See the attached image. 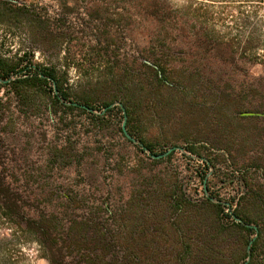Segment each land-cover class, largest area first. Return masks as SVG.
<instances>
[{
	"label": "trees",
	"instance_id": "1",
	"mask_svg": "<svg viewBox=\"0 0 264 264\" xmlns=\"http://www.w3.org/2000/svg\"><path fill=\"white\" fill-rule=\"evenodd\" d=\"M76 1L51 11L0 0V27L25 17L32 45L45 53L63 48L60 68L35 65L28 52L0 57V93L23 112L48 93L51 113L86 114L99 133L116 125L120 145L52 148L44 167L76 177L48 199L29 179L8 178L0 136V221L32 236L49 264H246L257 227L248 264H264V52L244 31L247 20L230 37L229 24L222 35L208 18L206 0H138V16L98 9L96 0L80 9ZM71 70L85 87L76 99L65 88ZM53 82L78 106L61 102ZM115 102L126 108L130 135L154 155L169 148L157 151L149 140L156 136L146 138L150 128L186 141L183 165L172 162L177 152L156 160L129 141L120 107L102 116L80 107L103 112ZM1 113L2 106L0 121ZM202 158L214 169L209 177ZM15 163L13 171L22 164Z\"/></svg>",
	"mask_w": 264,
	"mask_h": 264
},
{
	"label": "rangeland",
	"instance_id": "2",
	"mask_svg": "<svg viewBox=\"0 0 264 264\" xmlns=\"http://www.w3.org/2000/svg\"><path fill=\"white\" fill-rule=\"evenodd\" d=\"M16 1L27 5L35 3L40 7H51V11H56L58 8L61 9L63 3H66L67 6H72L74 3V0ZM79 1L80 9L85 8L87 5L91 6L90 0ZM171 1L179 6L190 1H193L196 5L201 2L200 0ZM75 2L77 1L75 0ZM95 3L96 8L97 6L100 7L98 9H108L113 11V13L116 12L124 16L131 12L138 16V12L142 10L141 1L138 0H96ZM203 3L205 5L204 9H207L208 18L217 20L222 35L226 33L223 26L229 24L233 28L230 37H235L238 31L237 25L246 19L247 25L244 27V31L247 34L254 32L257 35L263 50L261 52H264V0H206ZM16 22L18 25L0 27V57L12 60L16 56L28 52L32 55V61L35 65L43 67L58 66L60 68L59 64L63 56V48L60 49L59 47L49 53L42 52L39 47L30 43L29 30L27 29L29 26L26 18H20ZM82 83L78 73L71 70L65 83V88L71 99L81 96L85 90ZM51 87L53 88V84ZM36 104H38L39 108L23 112L22 109L18 108L16 102L11 100V95H7L5 89L0 93L1 114L3 115L0 121V136L6 140L4 148L5 162L12 165V171L7 172V175L8 178L12 174L13 177L21 178V180L22 178L29 179L34 190L37 189L39 191L42 188L47 193L48 199H54L57 196V192H60L62 185L71 184V181L76 177V173L74 170L68 174L66 171L58 173L46 169L44 166L46 165L49 151L52 148L72 147L74 148V153H79L80 150L105 144L114 145L118 148L121 142L120 133L116 125L103 133L97 132L93 118L78 111L65 113L58 109L56 114L51 113L50 109L48 110L49 106H51V98L48 93H45L43 99L38 100ZM25 112L27 113L25 114ZM95 112L96 116H102V112L98 110H95ZM108 120L109 125L114 122L110 118ZM150 129V137L146 138L149 139L151 136H156L149 140L156 145L158 152L164 151L165 147L169 149L173 147L185 148V145H187L186 141L179 138L177 134L159 138L158 136L160 135L156 129ZM130 149L133 154L129 161L132 162V165H135L139 157L134 149ZM25 155L28 160L23 161ZM188 155L190 154L188 153ZM179 158L180 154L172 162L182 166L183 163L178 160ZM15 160L18 164L20 161L21 163L23 161V163L20 168L17 167L18 169L13 171V165L16 166ZM183 168H179L178 171L182 172ZM16 173H18V176ZM18 229L12 223L9 225L3 220L0 221V264H49L35 239L32 236L22 237Z\"/></svg>",
	"mask_w": 264,
	"mask_h": 264
},
{
	"label": "water",
	"instance_id": "3",
	"mask_svg": "<svg viewBox=\"0 0 264 264\" xmlns=\"http://www.w3.org/2000/svg\"><path fill=\"white\" fill-rule=\"evenodd\" d=\"M41 77L44 78L43 75H41ZM49 80H51V79H49ZM1 81H2V80H1ZM2 82H4V81H2ZM53 88H54L55 94L58 96V98L61 100V102L65 103V104H67V105L78 106V105L75 104V103H67V102H65V101L61 98V96L59 95V91H58V89H57V85H56L55 82H53ZM117 106L121 108V110L123 111V114H124V121H123V123H122V132H123L124 136H125L129 141H131L132 143H134L135 145L140 146L144 152H146L149 156H151L152 159H156V160L163 159V158H166L167 156H169L170 154H172L173 152H181V153H183V154L188 155L186 149H185V148H181V147H173V148H170L168 151H166L165 153H163V154H161V155H154V154H153V153H152V152H151V151H150V150H149V149H148V148H147L142 142H140V141L137 140L136 138L132 137V136L130 135V133L128 132V130H127V120H128V116H127L126 108L124 107V105H123L121 102H116V103L111 104L109 107H107V108H105V109L103 110V112L101 113V115L104 114L108 109H111V108H114V107H117ZM80 107H81V108H84V109H86V110H88V111L91 112V113H96L95 110H93V109H89V108H87V107H85V106H80ZM193 158L198 159V160L201 159V158H199V157H193ZM202 160L205 161L206 163H208L209 166H210V173H209V175H208V177H209V176L212 174V172H213L214 169H213V167L210 165L208 159L202 158ZM208 177H207V179H208ZM207 179H206V181H205V183H204V192H205L206 197H210V195H209V191H208V188H207ZM213 202H217V201H216L215 199H213ZM226 205L229 206V204H226ZM233 217H234V219H235L237 222H240V223L242 222V221H241L239 218H237L235 215H234ZM247 227H251V226L247 225ZM254 229H255V231H256V235H255V238L251 241V243H250V245H249V247H248V259H247V263H246V264H248L249 261H250V259H251V247H252V245H253L255 239L258 237V229H257V227H254Z\"/></svg>",
	"mask_w": 264,
	"mask_h": 264
}]
</instances>
